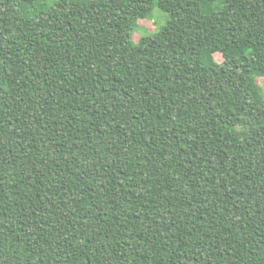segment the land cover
<instances>
[{
    "label": "trees",
    "instance_id": "obj_1",
    "mask_svg": "<svg viewBox=\"0 0 264 264\" xmlns=\"http://www.w3.org/2000/svg\"><path fill=\"white\" fill-rule=\"evenodd\" d=\"M0 264H264V0H0Z\"/></svg>",
    "mask_w": 264,
    "mask_h": 264
},
{
    "label": "rangeland",
    "instance_id": "obj_2",
    "mask_svg": "<svg viewBox=\"0 0 264 264\" xmlns=\"http://www.w3.org/2000/svg\"><path fill=\"white\" fill-rule=\"evenodd\" d=\"M167 17L160 8H156L153 18L140 19L138 27L132 33L133 42L138 43L142 36L156 32L167 22Z\"/></svg>",
    "mask_w": 264,
    "mask_h": 264
}]
</instances>
